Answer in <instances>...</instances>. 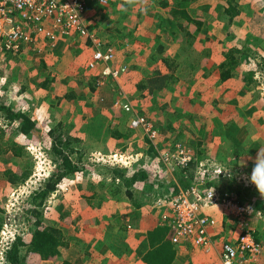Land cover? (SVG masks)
Listing matches in <instances>:
<instances>
[{
  "label": "rangeland",
  "instance_id": "1",
  "mask_svg": "<svg viewBox=\"0 0 264 264\" xmlns=\"http://www.w3.org/2000/svg\"><path fill=\"white\" fill-rule=\"evenodd\" d=\"M178 1V7L195 19H183L184 29L170 15L172 5L176 3L174 0H106L103 4L86 0L87 25L105 45L114 47L115 57L110 64L127 65L125 72L113 78L108 76L102 83L98 82L102 64L98 63L92 69L87 67L92 46L89 41L76 36L61 37L54 46L41 47L40 52L26 48L19 54L8 55L0 63V103L24 110L36 121L35 134L27 139L16 131L15 122L0 117V130L4 132L0 137L1 147L6 146L10 138L22 150L20 155L11 154V150L0 155V231L5 228L8 240L12 238L10 234H24L29 208L27 197L55 169L51 155L45 149L47 142L44 144L40 138L59 120L62 121L60 131L65 130L71 138L79 139L75 142L78 152L71 156L76 160L80 154L79 163L84 166L72 176L62 178L56 191L47 198V209L42 214L43 222L64 231L69 245L62 248L63 255L69 254L70 247L74 246L85 253L81 240H86L93 223L98 228L102 223L95 218V213L107 219L104 227L107 244L110 232L115 229L121 234L124 230L131 231L132 224L137 223L132 216L139 212L136 208L146 204L150 214H157L158 210L163 212L154 204L152 194L169 195L178 184L182 185L177 179L180 168L172 162L164 164L158 151H168L175 142L189 147L190 153H194L192 141L200 139L204 157L218 162L227 159L226 164L234 170L238 168L239 175L243 176H230L228 181L231 183L219 181L221 187H226L223 189L236 193L241 183H245L244 178L248 182V177L258 185L264 182V163L254 162L242 169L244 159L239 160L238 156L248 153L254 161H264V0H237L239 11L233 15L223 10L222 0ZM165 33H170L172 39L163 54L176 59L179 66L171 88L164 86L157 94H151L142 87L145 77L152 73V69L149 70L151 61L154 69L163 73L169 69L166 63L154 64L161 56L152 49L157 47L146 51L145 41L150 35L153 46L156 41L153 39ZM184 37L187 41L182 42V51L179 45ZM227 53L238 55L239 64L236 74L226 80L220 78L219 62ZM147 57L150 59L146 60ZM243 75L251 76L244 79ZM108 95H113V103L103 107L101 97ZM116 100L130 102L133 110L124 111L115 106ZM133 112L143 113L158 128V135L152 141L142 128L129 127L128 120ZM114 153L122 159L113 160L110 154ZM210 153L231 155L215 158ZM115 165L127 167V173L143 168L149 174L146 180L137 181L131 187L132 197L138 204L122 191L119 199L104 198L100 194L92 197L96 206L91 205L88 197L101 189V181L105 185L109 183ZM5 168L16 172L29 169L31 172L23 181L12 185L3 174ZM250 187L251 190H243L245 198L239 200L236 196V199L253 207L249 214L255 219L246 220L255 229L256 237H261L259 239L264 242V202L257 203V197L264 199V195L256 184ZM255 209L261 211L260 216L255 215ZM62 210L70 220L59 217ZM230 215L234 216L231 212ZM127 216L132 217L127 219ZM166 218L164 216L163 220ZM193 248L198 252L194 257ZM213 248L220 254L217 244L189 248L190 264L203 261L204 264H222L217 257L205 258ZM260 253L255 260L260 258ZM3 260L4 264H9L5 251ZM84 260V256L77 258L78 263ZM58 261L59 258L41 261L36 253H28L24 264H57ZM248 262L245 264L253 263Z\"/></svg>",
  "mask_w": 264,
  "mask_h": 264
},
{
  "label": "built area",
  "instance_id": "2",
  "mask_svg": "<svg viewBox=\"0 0 264 264\" xmlns=\"http://www.w3.org/2000/svg\"><path fill=\"white\" fill-rule=\"evenodd\" d=\"M103 4L106 0H95ZM86 0H0V63L9 54L21 53L26 48L40 52L41 47L53 46L61 37H79L89 41L92 46L91 56L87 61L88 68L102 64L100 80L116 77L126 71L127 65L113 66L115 57L113 45L104 44L101 37L86 23ZM127 44V43H126ZM115 106L124 111H132L128 101L116 100ZM131 128L140 127L151 141L158 135V128L153 121L140 112H133L128 120ZM164 164L172 162L176 167L186 166L193 158L190 148L175 142L173 147L158 151ZM113 160H121L116 153L110 154ZM128 162V161H127ZM214 158L201 159L196 165L193 180L186 186L177 185L169 195L152 194L154 204L165 209L166 224L173 243H189L195 246H209L212 240L210 228L216 219L206 209L220 207L239 217L240 231L235 241L224 240L221 244L220 259L222 264H243L253 259L264 249V242L255 235V229L248 223V214L253 212L250 204L236 199L235 192L219 189L213 183L222 177L237 176L238 171ZM243 176V175H241ZM155 196V197H154ZM261 215L259 209L254 210ZM5 228L0 232V263L4 264L3 251L9 241Z\"/></svg>",
  "mask_w": 264,
  "mask_h": 264
},
{
  "label": "trees",
  "instance_id": "3",
  "mask_svg": "<svg viewBox=\"0 0 264 264\" xmlns=\"http://www.w3.org/2000/svg\"><path fill=\"white\" fill-rule=\"evenodd\" d=\"M176 2V3H175ZM178 0H174L175 5H172V10L170 15L176 20V23L180 28L184 29L183 19L195 20L185 9H180L178 7ZM167 4V3H166ZM223 10L230 15L236 14L239 11V2L237 0H222L221 2ZM170 7V6H169ZM198 23L199 20H196ZM185 32L186 29H185ZM153 41H155L156 53L161 56L160 59L163 63H166L168 69L167 72H161L157 69H152L151 72L145 77V83L142 87L146 88L149 93L157 94L164 86L171 88L172 83L175 80L176 70L178 69V61L172 57L165 56L163 50L166 47L165 41L172 39L170 33H165L163 36H156ZM180 41L179 50L183 51L182 42ZM246 53V51H245ZM154 57L153 59H156ZM239 64V56L234 53H227L225 58L219 62L220 78L226 79L232 75L236 74V67ZM175 70V71H173ZM183 72V69H179ZM252 75V73H251ZM251 75H243L244 79L250 78ZM113 95L102 96L101 105L103 107H109L113 103ZM166 102L163 104L165 105ZM0 117H2L7 122L16 123V131L25 135L27 139L33 138L36 129V121L30 117V115L21 109L13 108L5 103H0ZM62 121H57V123L50 126L46 132L42 134L43 137L40 138L44 144L47 142V151L51 155V161L55 164V169L50 172V174L40 183V185L33 189L32 192L27 197V203L29 204L28 214L25 219V229L24 236L21 234H15L12 241L9 242L8 247L5 249V258L9 264H24L25 257L28 253H36L40 259L43 260H58L59 264H77L74 259L75 250L70 247V253L63 255L62 248L69 245V241L66 239L64 231L61 227L47 224L42 220V214L45 209H47L46 200L47 198L57 189L59 182L63 177L72 176L76 170L84 168V166L79 163V155L77 159L74 160L71 156L72 153L78 152L75 147V142L79 139L77 137L71 138L67 131H60ZM4 134L0 130V137ZM38 136V133H37ZM203 141L197 139L192 141L195 145V152L193 158L186 164V166H179V174L177 176L178 183L182 186L188 185L194 178V172L196 165L204 157L205 151L201 147ZM232 146V145H231ZM20 145L17 144L12 139H7L6 146L1 147L0 144V155L6 154V151H12L14 155H20L22 150ZM235 148V147H234ZM235 150V149H233ZM127 167L112 166L110 173V181L107 185L103 184L101 181L100 190L93 191V193L88 197L90 199V204L96 206L94 201L91 200L93 197H97L99 194L104 198L115 197L117 199L122 197V191L125 196L129 199L131 198L134 204H138L132 197L131 187L137 181L146 180L149 177L147 171L143 168H137L135 170L127 173ZM29 169H23L20 172H16L11 168H5L3 174L5 175L7 181L16 185L23 181L29 174ZM232 177H222L220 181H225L231 183ZM177 183V184H178ZM187 183V184H186ZM114 187V189L111 188ZM124 186V187H123ZM123 187V188H122ZM176 190V189H175ZM46 206V207H45ZM49 206L48 209H50ZM67 219L68 216L65 214V210L60 211L59 217ZM113 219V218H112ZM67 220H70L69 218ZM2 226V217L0 216V228ZM150 247L143 253L142 259L149 264H170L174 258L175 249L173 247V242L169 234V229L166 225H156L153 229L148 232Z\"/></svg>",
  "mask_w": 264,
  "mask_h": 264
},
{
  "label": "crops",
  "instance_id": "4",
  "mask_svg": "<svg viewBox=\"0 0 264 264\" xmlns=\"http://www.w3.org/2000/svg\"><path fill=\"white\" fill-rule=\"evenodd\" d=\"M147 38H148L147 42L145 41V45H146L145 48H146V51L147 50L150 51L151 48L155 47L156 45L154 44L152 46L153 42H152V37L150 38V35ZM175 41H178V40L175 39ZM168 42H170V41H168V40L165 41L166 47H167ZM152 49H154V48H152ZM164 51H166V49H164L163 52ZM9 55H11V54H9ZM139 59L141 60L142 57H139ZM148 59H150V58L147 57L146 60H148ZM151 60H152V58H151ZM154 62H155L154 64H157L156 66H158L159 62H161L163 64V62L160 58ZM153 68H154L153 63L151 61L149 70H151ZM227 79H229V78H227ZM231 91H232L231 93L234 92V90H231ZM236 93H237V91H236ZM215 147L217 148V143L215 144ZM210 154H213L215 158H221L223 156L225 157V156L231 155L229 153H210ZM240 155L238 154L239 160L244 159L241 162L245 163V165L240 163V164H242L240 166V168H242V169L245 168L246 165L252 164L254 162H256L257 164H263L264 163L263 159H255V161H254L252 154L241 153ZM220 160L226 161L227 159H220ZM233 163H234V160H233ZM234 164H237V163H234ZM257 164H255V167H258ZM234 166H237V165H234ZM235 171H238V168H236ZM248 178H249L248 182L250 184L244 178L245 183H241V186H239V189L236 191L237 194L235 193L239 200H241V198H245V196L243 194V192H244L243 190H245V191H247L249 189L251 190L252 187H250V185L251 184L255 185V183H257V182L252 181V179H253L252 177H248ZM235 183H237V182H235ZM213 185L219 189L226 188V187H221V184H219V181L213 183ZM257 198H259L257 203L264 202V199H260V197H257ZM245 203H249V202H245ZM250 203H253V202H250ZM136 209H138L139 212L132 214V216H134L137 223L134 225L132 224L131 231L130 230H128V231L124 230L123 234H121L119 230L115 229L114 231L110 232L108 240H107V244L104 240V238L106 237V234H104V227L107 226L106 225L107 219H105L104 216H101L98 213H95V218L99 219L100 222L102 221L101 226H100V228H98L99 226L95 225L93 223L92 227H90L91 231H90V233H88L86 240H81V244L84 245V248H86V249H84L85 253H81L78 250H76L75 246L72 247V248H74L73 250H75V255H74L75 262L77 264H149L142 259L143 253L150 247L148 232H149V230L153 229V227L156 225H166L167 226L166 221L163 220V214L165 213V209L162 208V210H163L162 213L157 209L158 210L157 214H155V213L150 214L148 212V210L146 209V204H144V205H142ZM206 210L211 215H213L216 219V224L210 228L211 237H212V240L214 241V242L211 241V244H213V246H216V244H217L218 250H221L222 241L228 240V239L232 240V241L236 240L237 235L240 231V229H239L240 227H238L239 217H236L234 215L238 220V224H237L236 218L234 216H231L230 211H228V210H223L220 207H214V206L211 208H208ZM132 216H127V219H129ZM151 216H155V217H151ZM247 218L250 221V219L254 218V216L251 214H248ZM256 219H257V217H256ZM262 220H263V218H262ZM258 226L261 227V225H258ZM255 234L257 236V233H255ZM258 234H260L259 231H258ZM259 238L261 239V237H259ZM187 246H190V247H187ZM173 247L175 249V253H174V258L170 264H190L188 257L191 255V253L188 251V249L191 247H195V246H193L189 243H184L181 245L174 243ZM111 249L114 253L111 251ZM211 249H212V247H211ZM193 250H194V252L192 253V257H194L195 252L198 253L197 251H195L196 249L193 248ZM260 254L261 255H260V258L258 260H255L256 259V257H255L253 259L247 260L246 262L249 261L248 263H251L255 260L252 264H262V262L264 263V249L262 250V252ZM219 255H220L219 251L217 253L216 250L213 248V250L211 252L206 253L205 258H207V256H208L209 260H210L211 258L217 257V258H219V262L221 263ZM78 256H79V258L84 256L85 260L83 261V263H82V261L80 263H78V261H77ZM41 261H52V260L41 259ZM246 262H244L243 264H245ZM202 263L204 264L205 262L203 261ZM57 264H59V263H57ZM234 264H237V263H234Z\"/></svg>",
  "mask_w": 264,
  "mask_h": 264
},
{
  "label": "clouds",
  "instance_id": "5",
  "mask_svg": "<svg viewBox=\"0 0 264 264\" xmlns=\"http://www.w3.org/2000/svg\"><path fill=\"white\" fill-rule=\"evenodd\" d=\"M127 43V44H126ZM125 46H128V42H125ZM257 186H258V189H259V191H260V193L262 194V195H264V182H261V184L260 185H258L257 183H255ZM1 232V231H0ZM14 237H15V235H14ZM12 241V240H11Z\"/></svg>",
  "mask_w": 264,
  "mask_h": 264
}]
</instances>
